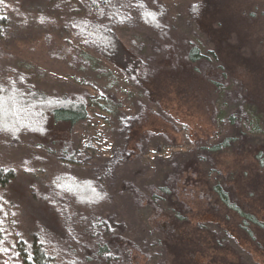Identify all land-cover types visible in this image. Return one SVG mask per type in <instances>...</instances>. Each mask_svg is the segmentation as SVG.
Masks as SVG:
<instances>
[{"label": "rangeland", "instance_id": "obj_1", "mask_svg": "<svg viewBox=\"0 0 264 264\" xmlns=\"http://www.w3.org/2000/svg\"><path fill=\"white\" fill-rule=\"evenodd\" d=\"M157 1L169 11L174 37L192 40L203 51H216L225 75L210 65H200V69L207 76L221 78L220 92L201 76L206 89L197 99L184 81L177 83L176 69V74H165L159 89L137 87L118 66L83 45L73 31L72 18H99L104 11L100 0L5 1L8 23L0 27V78L22 82L29 73L28 81L42 94L86 93L89 102L88 116L72 129L56 125L45 138L23 132L13 139L0 133V166H12L17 172L6 189L7 201L18 207L17 222L10 220L9 228L11 236L23 238L27 248L40 247L44 234L66 257H78L76 264H119L109 253L91 254L100 236H110L108 217L118 212L130 238L149 250L150 264H162L153 211L135 199L132 184L149 191L179 162L198 157L204 141L237 134L223 118L225 114L213 124L209 111L213 103L249 104L264 123V0ZM139 7L142 4L130 8L119 34L151 64L171 70L164 60L178 61L167 57L164 43L170 41L162 40L139 19ZM81 51L89 52L95 62L85 61ZM111 100L119 105L121 115L139 123L132 136L139 146L134 156L122 148L120 119L110 110ZM252 139L242 153L232 149L207 156L206 162L214 158L215 174H222L225 182L237 181V171L255 168L252 150L264 146V136ZM63 173L101 181L108 199L92 209L71 202L63 208L67 197L59 198L51 186L52 178ZM263 196L264 191H256L251 200L260 208ZM231 241L249 264H264V254ZM88 254L91 259H85Z\"/></svg>", "mask_w": 264, "mask_h": 264}, {"label": "trees", "instance_id": "obj_2", "mask_svg": "<svg viewBox=\"0 0 264 264\" xmlns=\"http://www.w3.org/2000/svg\"><path fill=\"white\" fill-rule=\"evenodd\" d=\"M5 1L0 0V27L8 23ZM100 4L104 11L99 18H72L73 31L83 45L118 66L137 87L159 89L165 74H176L178 70L175 80L177 83L184 81L190 94L191 91L197 93V99L202 98L201 94L206 89L202 86L201 76L214 86V91L222 90L220 77L207 76L200 69V65H210L225 75L216 51H203L192 40L174 37V25L164 3L157 0H100ZM136 4H142L139 19L162 40L170 41L164 43L167 57H175L174 60L178 61L164 60V63L171 64L172 67L168 64L171 70L151 64L141 50L129 48L119 34L118 28ZM80 53L83 59L84 56L87 58L85 61L95 62L89 52ZM28 76L29 73L22 82L0 78V133L13 139H18L23 132L45 138L52 134L56 125L72 129L88 116L86 93L42 94L33 82L28 81ZM118 107L111 100L110 110L120 119L118 131L122 148L134 156L139 146L138 141L133 143L132 136L139 123L121 115ZM209 111L214 125L225 114L223 118L238 133L227 134L216 141H204L198 157L179 162L166 178L149 186V191L135 187L134 183L130 188L135 199L153 211L152 226L157 234L162 264H249L231 239L241 247L249 245L264 254V206L259 208V204L251 200L256 191H264V146L251 152L255 168L237 171L243 184L238 178L237 181L232 178L225 182L222 174H215L214 158L209 164L206 162L207 156L213 157L232 149L242 153L249 139L264 136L261 115L249 104L234 105L227 100L220 106L213 103ZM16 174L14 167L0 166V264H76L78 257H66L44 234L41 235L44 248L40 242V247L33 249L24 245L23 238L11 236L9 223L17 219L18 207L7 201L6 189ZM51 186L59 198L67 197L68 203L64 202L63 208L71 202L75 207L92 209L109 197L101 181L79 178L70 173L53 177ZM108 218L111 234L106 239L100 236L91 254L99 257L109 253L119 260V264H150L149 250L130 238L127 223L119 213ZM91 258L88 254L85 259Z\"/></svg>", "mask_w": 264, "mask_h": 264}]
</instances>
